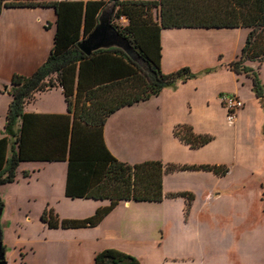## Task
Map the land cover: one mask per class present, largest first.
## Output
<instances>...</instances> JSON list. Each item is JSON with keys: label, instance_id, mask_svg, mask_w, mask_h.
Instances as JSON below:
<instances>
[{"label": "crops", "instance_id": "obj_1", "mask_svg": "<svg viewBox=\"0 0 264 264\" xmlns=\"http://www.w3.org/2000/svg\"><path fill=\"white\" fill-rule=\"evenodd\" d=\"M241 30H162V73L170 74L188 67L197 77L178 83L174 89H164L147 101L119 109L107 118L102 129L103 144L117 161L128 165L146 161L162 164V201L120 202L92 228L99 227L119 207L157 204L162 207V237L155 248L162 251L161 264H264L260 188L264 179H257L253 190L248 186L255 169L264 168V150L259 159L256 155L264 114L250 90V80L223 68L236 58L241 47L236 46L228 60H223L221 50L216 49V56L209 60L196 56L195 52L215 47L212 41L194 44L178 38L203 32L232 41L231 38L240 36ZM54 34L55 15L51 9H3L0 13V84L6 85L8 90L13 75L30 76L47 59ZM192 51L195 57H182ZM213 67L218 68L216 72L201 74ZM6 91L0 93L2 129L11 100ZM220 95H233L243 102L232 123L225 118ZM247 103L252 104L256 112L253 119L247 114ZM23 112L40 116L66 115L61 89L53 87L33 94L25 101ZM20 125L21 120H18L15 129ZM177 125L190 126L194 133L213 139L201 148L190 149L173 136ZM4 136L9 139L3 130L1 137ZM261 144L264 148V138ZM198 165L225 166L228 172L217 176L204 170L168 168ZM66 176V162H22L14 182L0 186L1 201L11 202L25 222L29 221V205L38 204L40 219L43 210L51 208L59 198L92 202L90 215L108 205L107 201L66 198ZM41 227L44 234H48L50 229L42 222ZM105 249L101 247L99 251Z\"/></svg>", "mask_w": 264, "mask_h": 264}, {"label": "trees", "instance_id": "obj_2", "mask_svg": "<svg viewBox=\"0 0 264 264\" xmlns=\"http://www.w3.org/2000/svg\"><path fill=\"white\" fill-rule=\"evenodd\" d=\"M110 2L113 12L119 8L117 18L127 20L124 28L113 27L142 65L116 48L98 50L90 56L78 49V42L93 30L101 9ZM36 8L51 9L55 15L53 46L30 76L13 75L6 91L11 100L3 130L9 139L0 137V186L14 182L22 162H66V198L108 202L82 220H60L45 208L40 221L50 230L95 227L120 202L162 201V164L119 162L102 140L107 118L119 109L147 101L164 89H174L178 83L197 77L188 67L162 73V30H246L239 54L223 68L250 80V90L264 114V83L259 78V68L264 63V0H0V13L3 9ZM152 10L157 11V19L152 18ZM217 69H206L201 74ZM53 87L62 91L66 115L23 112L25 101L33 94ZM18 120L21 125L15 129ZM261 134L264 138V122ZM173 136L190 149L201 148L213 139L194 133L187 125L174 127ZM168 168L204 170L217 176L228 172L225 166L215 165ZM260 188L264 213V180ZM93 264L140 262L123 252L105 249L95 255Z\"/></svg>", "mask_w": 264, "mask_h": 264}, {"label": "rangeland", "instance_id": "obj_3", "mask_svg": "<svg viewBox=\"0 0 264 264\" xmlns=\"http://www.w3.org/2000/svg\"><path fill=\"white\" fill-rule=\"evenodd\" d=\"M118 9L116 8L113 12L111 24L117 29H122L127 25V20L124 17L117 18ZM151 14L153 19H157V11L152 10ZM246 35L247 31L243 29L240 36L231 38L232 41L228 37L220 39L219 36H209L203 32L192 35L183 34L178 38L180 41L194 44L212 41L215 47L207 48V50L200 49L199 52H195V55L213 60L216 56L215 50L220 49L221 58L228 60L233 56L236 46L242 47ZM182 57L195 56L192 51ZM259 74L261 82L264 83V65ZM255 113L252 104L247 103L249 118L253 119ZM259 135L256 152L258 159L261 151L264 150L261 144L263 139L261 132ZM257 179H264V168L255 169L248 181L249 189H254ZM3 205L5 207L1 209L0 214V233L7 264H93V259L100 252L101 247L131 255L141 264H161L163 261L162 251L155 248L162 237V207L160 205L137 204L131 205L130 208L119 207L99 227L65 231L50 230L48 234L42 231L40 219L37 217L40 210L38 204L29 205V221L27 222L11 202H5ZM93 205L90 201L59 198L49 209L60 220H82L92 216L90 214L93 212Z\"/></svg>", "mask_w": 264, "mask_h": 264}, {"label": "water", "instance_id": "obj_4", "mask_svg": "<svg viewBox=\"0 0 264 264\" xmlns=\"http://www.w3.org/2000/svg\"><path fill=\"white\" fill-rule=\"evenodd\" d=\"M113 14V2L106 4L100 11L97 17V25L93 30L81 41L78 42V49L86 56L98 50H106L116 48L121 50L132 61L142 65V61L128 44V42L119 35L111 24V17ZM7 86H2V91H6ZM1 214V209H0ZM0 264H7L4 257V251L1 243L0 233Z\"/></svg>", "mask_w": 264, "mask_h": 264}, {"label": "built area", "instance_id": "obj_5", "mask_svg": "<svg viewBox=\"0 0 264 264\" xmlns=\"http://www.w3.org/2000/svg\"><path fill=\"white\" fill-rule=\"evenodd\" d=\"M219 102L225 110V118L228 123H232L235 119L236 113L242 109L243 102L233 95H220ZM3 129L0 127V137L2 136Z\"/></svg>", "mask_w": 264, "mask_h": 264}]
</instances>
